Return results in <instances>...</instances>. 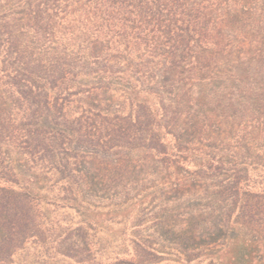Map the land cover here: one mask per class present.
Segmentation results:
<instances>
[{"label":"trees","instance_id":"1","mask_svg":"<svg viewBox=\"0 0 264 264\" xmlns=\"http://www.w3.org/2000/svg\"><path fill=\"white\" fill-rule=\"evenodd\" d=\"M0 264H264V0H0Z\"/></svg>","mask_w":264,"mask_h":264}]
</instances>
